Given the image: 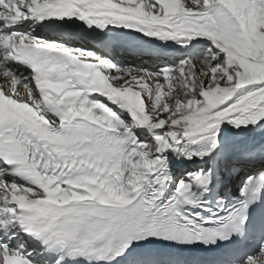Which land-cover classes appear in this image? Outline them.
<instances>
[{"label":"snow or ice","instance_id":"1","mask_svg":"<svg viewBox=\"0 0 264 264\" xmlns=\"http://www.w3.org/2000/svg\"><path fill=\"white\" fill-rule=\"evenodd\" d=\"M0 264H264V0H0Z\"/></svg>","mask_w":264,"mask_h":264},{"label":"bare ground","instance_id":"2","mask_svg":"<svg viewBox=\"0 0 264 264\" xmlns=\"http://www.w3.org/2000/svg\"><path fill=\"white\" fill-rule=\"evenodd\" d=\"M127 31V30H126ZM137 35H139V34H137ZM147 39V38H146ZM128 60H130V61H134L135 63H147V61H142L141 59H137V60H135V59H133V58H128ZM259 165H257V167H258ZM186 168H191V167H193V165H190V164H188L187 166H185ZM179 172H181V170L179 171ZM182 173V172H181ZM179 175H180V173H178ZM241 175H243V173H241ZM239 176H236V175H232V176H226L225 177V187L226 188H229V186L231 185H233V184H235V185H238V182H239Z\"/></svg>","mask_w":264,"mask_h":264}]
</instances>
